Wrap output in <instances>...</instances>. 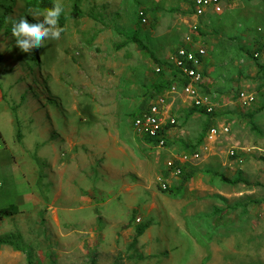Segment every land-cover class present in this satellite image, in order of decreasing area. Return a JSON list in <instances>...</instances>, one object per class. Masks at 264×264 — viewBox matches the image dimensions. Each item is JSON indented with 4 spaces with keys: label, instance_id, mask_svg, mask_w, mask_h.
<instances>
[{
    "label": "rangeland",
    "instance_id": "374dc122",
    "mask_svg": "<svg viewBox=\"0 0 264 264\" xmlns=\"http://www.w3.org/2000/svg\"><path fill=\"white\" fill-rule=\"evenodd\" d=\"M27 1L0 0V154L7 155L13 165L7 173L0 171V192L5 193L0 207L7 209L3 212L6 217H0V264H264V110L256 114L261 119L249 118V110L242 113L237 96L248 88L254 92L264 89V72L258 67L264 66V0H247L226 30L203 33L216 38L217 43L210 48V63L203 69L202 86L208 93L201 92L214 101L213 126L222 129L228 125L231 131L218 135L216 155L207 163L197 152L200 158L184 165L194 177L179 193L181 178L173 183L175 191L149 189L150 180L162 172L154 169L151 178L145 177L138 188L135 184L139 182L129 179L135 192L120 191V184L110 185L112 192H74L66 184L52 186L46 190V200L53 204L58 196L53 208L39 203V187L26 161L62 153L64 143L57 142L52 149L51 143L34 139L36 126L32 122L39 105L38 92L51 88L44 81L55 74L58 57H73L82 50L80 42L88 40L89 103L93 105L87 118L96 127L123 121L126 136L137 144L132 122L145 100L147 107L154 101L151 87L160 76L156 60L168 62L182 37L190 33L193 1L61 0L65 10L60 18L65 23L59 26L65 31L58 40H46L44 47L25 53L16 46L12 24L21 17L35 23L32 12H44L28 7ZM182 3L187 10L179 6ZM76 4L79 18L72 16ZM140 12L147 16L146 25L141 23ZM179 17L181 21L176 20ZM136 35L147 50H140L132 40ZM101 62L105 63L104 100L99 99V76L93 72ZM164 72L170 74L171 70L165 68ZM102 102L109 106L102 108ZM185 115V110L176 114L175 130L186 125ZM192 129V135H197L199 130ZM178 138L188 140L186 134ZM181 144H173L179 156H190L198 149H185ZM134 147L133 152L146 153ZM243 148L248 149L244 163L234 164L230 150L240 153ZM133 152L120 160L126 171H133L141 158ZM152 156L160 158L163 169L174 158L156 152ZM227 161L233 162L231 169L223 165ZM44 166L38 163L37 174L50 172ZM222 177L231 181L242 178L247 183L231 185ZM71 192L93 195L92 205L67 200ZM20 210L27 214L21 215ZM139 228H146L143 235H138Z\"/></svg>",
    "mask_w": 264,
    "mask_h": 264
},
{
    "label": "crops",
    "instance_id": "0c3cea01",
    "mask_svg": "<svg viewBox=\"0 0 264 264\" xmlns=\"http://www.w3.org/2000/svg\"><path fill=\"white\" fill-rule=\"evenodd\" d=\"M245 2H247V0H237L236 4L231 5L230 1H227L225 3L224 10L221 14H216L212 11H209L207 15L202 18H197L193 15L192 2V9L190 13L192 24L190 25V33H186L182 37L180 45L184 42L185 37L193 32L192 29L194 27H197V33L194 34L195 47L202 46L207 50V56L205 57L204 61L205 68V65L207 63H210V48L217 43V39L214 38L213 40L212 37L204 35L203 33L205 31L210 32L212 31V29L219 32L220 30H226V27H228L231 18L234 17V14L236 15L238 10L242 11L241 7L245 5ZM179 6H181L183 10H187L185 4L182 3ZM176 20L181 21L180 17ZM180 30L182 29L180 28L179 31ZM80 45L83 51L79 50L75 52V55L73 56L74 58L58 57V60H56L57 64L55 74H53L51 79H46L48 82L44 81V85H49L51 86V88L48 90V92H38L40 99L39 105L37 106V111L33 115L32 119L34 126H36L33 130L35 134L34 139L38 138L39 141L42 142V144L51 143L53 145L52 149L55 148V144H57V142L64 143L63 147L61 148V155H58V153H52L49 158H46L45 155H41L39 161H33L31 159L26 161L32 169L30 174L32 175L33 182L36 186L39 187L37 197L39 203L42 204V206L49 208H53L56 206L58 196L54 198L53 204L47 203L46 196L48 194L46 193V190H50L52 186L55 187L58 184L63 186L66 184L67 187L70 190H74V192L77 190L82 192L85 189L92 191L110 192V185L120 184V191L126 190L135 192L136 188L143 185L145 177L150 176L151 178L150 174L154 169H156L157 171L159 170V172L161 170L162 172H160L159 174H155L154 178L150 180V189L155 186L153 185V182L157 176H169V173L166 169V165L164 166L165 169H163V165L161 166V162L159 160L160 158L153 157L152 153H165L166 155L168 154L172 156V158L180 157L178 155L179 153H175L176 149H174L173 147L174 143L179 145L183 143L181 145L184 146L185 149L191 148V146H198L196 147L198 149H196L195 151L196 153L199 152L201 156L204 157L206 163L210 158L215 157L213 156L216 155V153L214 152V148L215 144H217V137L219 136L215 137L213 140L208 139L209 131H205L206 124H208L207 116L202 114L188 115V111L192 108L193 105L191 104V100L183 95H169L168 104L164 111L165 118L173 117L177 119L176 114L178 112H181V110H185L186 125H183V128L178 131H173L171 126H168V148L165 150H151L149 143H147L146 139H142L137 136L136 137L139 139L136 140V144L135 140H132L129 138V136H126L125 133L127 129L124 128L125 126L123 121H114L112 124H98L104 126L96 127L95 123L92 120H89V118H87V110L93 105L92 103H89L90 83L88 81V74L90 75L91 73L89 72L90 58L88 55L90 51V45L88 40H86L84 43L80 42ZM71 47L73 48V45H71ZM74 49H76V46H74ZM104 67L105 63L101 62L97 69L93 71L96 72L97 76H99L100 89L99 87L96 88L97 93L100 95L99 99L101 100H104L106 97V90L104 87L106 85V80L103 71ZM99 69L100 72L98 71ZM171 73L172 72H170V74ZM170 74L166 72V74L163 76V79L168 80L170 77H172V75ZM160 78L162 79V76L154 78V84L159 83L158 81H160ZM149 80L151 81L150 78ZM76 81H78L77 84ZM174 84L177 83H172L168 89L158 94L157 96L168 94V90ZM179 89H181L180 86ZM248 89L249 90L247 91L249 92L255 91L251 88ZM50 93L53 95L52 100L49 99ZM49 100L50 103H47ZM179 103L186 104L187 106L180 105ZM259 103L262 105H258ZM101 104L102 105L100 106L104 109L109 106V104L105 102H102ZM95 106L96 105H94L93 107ZM262 106H264V103L260 102V100L258 99V102L252 105L250 108L241 107V109L242 113L246 112V110H249L248 113H252V111L262 108ZM256 116L255 119L262 118L259 115ZM192 126L196 128V130H199V132L195 136L192 135ZM214 127H216V125L213 126L212 120L210 130ZM185 134L188 137V140H179L178 135L184 136ZM18 135H21V133H18ZM18 137L20 140H22L23 135ZM134 145L138 147L136 150H142L143 153L144 151L146 153L140 155L136 152H133V149L135 148ZM85 147L88 149L87 152L85 151ZM146 149L148 150V152ZM69 150H74V153H69ZM130 151L136 153L141 158H138V163L134 164L133 171H126L123 169L124 164L122 163V165H119V163L121 159L130 157ZM246 153H248V149L243 148V152H238V156L236 158L229 159L232 160L234 164H243L245 161L244 155ZM19 160L20 159H18V161ZM233 162L229 163L227 161L223 163V165L230 166L231 169V163ZM38 163H41V165L45 163V166L49 167L50 172H42V174H37L35 169L36 166L38 167ZM186 165L188 166V163H186L185 166ZM12 166L13 165L11 164V162L9 164L8 156L4 155L3 153L0 154L1 173L3 174L4 171L5 173L9 172L7 168ZM230 173H232V171ZM131 178H134L139 182L135 184V186H137L136 188L134 187V185H131L132 183H130L129 181V179ZM146 180L147 179H145V181ZM176 180L178 179H171L172 185L173 183H175ZM45 183H47L48 185H45ZM154 188H156V186ZM53 189L55 190V188ZM41 191H43L42 194ZM4 194V192H0L1 201L3 199ZM72 194L73 193L71 192V194L67 195V200H80V202L85 201L87 205H92L93 203V200L90 199L93 198V195H90V197H88L87 195L79 196ZM4 210L7 209H1L0 207V215H2L0 217H6L3 216ZM19 213L23 215L24 213H26V211L20 210ZM40 213L41 212H39V214Z\"/></svg>",
    "mask_w": 264,
    "mask_h": 264
},
{
    "label": "built area",
    "instance_id": "2783aa9c",
    "mask_svg": "<svg viewBox=\"0 0 264 264\" xmlns=\"http://www.w3.org/2000/svg\"><path fill=\"white\" fill-rule=\"evenodd\" d=\"M230 1L231 5L236 4L237 0H193V15L197 18H202L209 11L216 14H221L224 10L225 3ZM230 5V6H231ZM139 17L143 25L148 23L147 16L144 12H140ZM198 28L194 27L192 33L187 35L184 42L170 56L168 63L173 68L180 70V77H187L190 83L187 86L179 89L178 84H174L168 90V94L157 96L154 101L147 107V110L140 116L134 118L132 129L137 137L150 140V149L165 150L168 148V131L170 125L174 131L178 126L177 119L170 117L165 118L164 111L168 104L169 95H183L191 100V104L196 107L205 108L208 113L214 112V103L212 97L202 94L200 85L204 81V61L207 56V50L202 46L195 47L194 34ZM164 69L157 67L156 72L160 74ZM259 95L257 92H249L242 90L238 95V102L241 107L250 108L258 102ZM167 131V133H166ZM230 126L226 125L221 128H212L209 131L208 139L213 140L219 134L227 135L230 133ZM231 157L238 156V153L233 149L230 150ZM200 158L199 153L192 155H182L174 157L166 163V169L169 176H157L153 182L162 192H169L173 188L171 179H179L182 176L183 168L186 163L197 161ZM179 164V166H177Z\"/></svg>",
    "mask_w": 264,
    "mask_h": 264
},
{
    "label": "trees",
    "instance_id": "16d2710c",
    "mask_svg": "<svg viewBox=\"0 0 264 264\" xmlns=\"http://www.w3.org/2000/svg\"><path fill=\"white\" fill-rule=\"evenodd\" d=\"M54 3H55L54 0H28L27 1V6L32 8V9H40V10H44L45 11V10L51 8ZM72 16L74 18H79L81 16L80 10H79V6L77 4L74 5V7H73ZM140 20H141V18H140ZM1 23L3 24V21ZM59 23H60V25L63 26L64 23H65V19L64 18H60L59 19ZM2 24H0V28H2ZM132 40L135 42V44L138 46V48L140 50H147V48L142 44V42L139 40L137 35L133 36ZM259 51H258V53H260ZM150 54L154 57V54H152V53H150ZM37 60L38 59H35V62ZM156 61L160 65V67L169 68L171 70V72H172L170 74V75H172V77H170L168 80L163 79V76L165 75V72L163 70L160 73V76H162V79L160 78V81H158L159 83L154 84L153 87H152V89L154 90L155 94L151 95V97H155L156 98L158 94H160V93L164 92L166 89H168L172 83L176 82L180 87L187 86L190 83V80L187 77H180V70H177V69L173 68V66L171 64H169L168 62H161V61H158V60H156ZM258 67H261L262 71H264V66L258 65ZM203 75L205 76L204 72H203ZM200 89L202 91L205 90V92L208 93V90L204 89V87L202 85H200ZM239 92L237 93V96L239 95ZM257 94L259 95L260 101L264 103V100H262L264 98V89L263 90H258ZM147 103H148V100H145L142 103V106L140 107V110L138 111V113L135 115V118L140 116V115H142L147 110ZM261 109L263 110L264 106H262V108H260V109L252 111V113L250 112L249 113L250 114L249 118L253 119L257 113H260ZM193 114L206 115L207 118H208V124H206L205 131L206 132L210 131V128H211V125H212L213 116H214V112L208 113L205 108H200V107H196L195 105H193L192 108L188 111V115H193ZM146 141H147V143L151 142L148 139H146ZM236 157L237 156H234L232 158H236ZM262 160L264 161V158H262ZM177 166H179V164H177ZM182 168H183V173H182V176H181L182 184L178 187V193L181 190V188L185 185V183H187L189 180H191L194 177V172H190V171L186 170L185 166H182ZM221 179H222L223 182L231 184V185H237V184H240V183H244V184L247 183L242 178H239V179H237L235 181H231V180H229L228 178H225V177H222ZM170 191H175V189L172 188V189H170ZM145 229L146 228H139L137 230L138 235H143Z\"/></svg>",
    "mask_w": 264,
    "mask_h": 264
},
{
    "label": "clouds",
    "instance_id": "9594fccd",
    "mask_svg": "<svg viewBox=\"0 0 264 264\" xmlns=\"http://www.w3.org/2000/svg\"><path fill=\"white\" fill-rule=\"evenodd\" d=\"M61 0H56L53 6L43 13L32 12L37 22L30 23L25 17L13 22L11 34L15 38L16 46L25 53L45 46L46 40H58L64 27L59 26V19L64 13ZM42 17V19H40Z\"/></svg>",
    "mask_w": 264,
    "mask_h": 264
}]
</instances>
